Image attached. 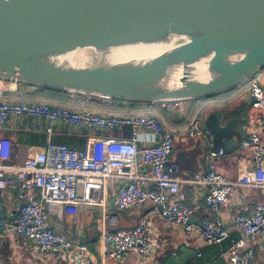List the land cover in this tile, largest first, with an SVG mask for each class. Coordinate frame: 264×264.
<instances>
[{
    "label": "water",
    "instance_id": "95a60500",
    "mask_svg": "<svg viewBox=\"0 0 264 264\" xmlns=\"http://www.w3.org/2000/svg\"><path fill=\"white\" fill-rule=\"evenodd\" d=\"M262 69L264 0H0V80L28 91L195 102ZM237 121L214 110L201 128L223 147Z\"/></svg>",
    "mask_w": 264,
    "mask_h": 264
},
{
    "label": "built area",
    "instance_id": "2783aa9c",
    "mask_svg": "<svg viewBox=\"0 0 264 264\" xmlns=\"http://www.w3.org/2000/svg\"><path fill=\"white\" fill-rule=\"evenodd\" d=\"M256 76L246 83L250 97L248 111L260 115L264 130V84ZM24 117L48 122L46 142L22 163H14L13 142L8 137L0 138V190L14 193L17 202L14 232L34 243L40 252L56 255L61 263L98 264L84 242L73 241L51 225L50 210L54 207L58 216L64 214L75 224L80 206L104 209V190L111 178L123 179L111 193V202L118 212L146 201H151L152 207L130 228L118 225L117 214L101 210V220L106 225L102 232L104 257L118 258L132 247L141 255L155 252L151 224L157 216L180 226L185 233L192 230L195 209L183 202L181 182L173 175L174 167L167 164L174 142L173 128L160 114L113 112L37 98L11 100L0 88V128ZM201 124L202 117L198 115L189 120L185 131L190 139L212 136ZM61 125L83 130L80 147L53 139V127ZM123 127L128 128V137L101 133ZM141 131L152 134L151 142L140 143ZM240 146L251 153L254 164L253 172L242 181L264 193V143L259 132L250 131ZM223 153L219 148L209 156ZM192 180L205 188L203 199L208 213L198 221L202 242L213 245L229 240V247L222 252L227 264H250L256 258L258 239L264 238V201L256 203L250 214L234 216L239 236L231 238L220 209L239 182L229 180L211 165L205 172L195 173ZM8 226L0 210V238Z\"/></svg>",
    "mask_w": 264,
    "mask_h": 264
},
{
    "label": "crops",
    "instance_id": "0c3cea01",
    "mask_svg": "<svg viewBox=\"0 0 264 264\" xmlns=\"http://www.w3.org/2000/svg\"><path fill=\"white\" fill-rule=\"evenodd\" d=\"M256 77L264 84V69ZM0 88L4 90L5 96L11 100L30 98L27 93L31 91H28L25 86L0 80ZM193 103L190 101L165 103L154 111L160 114L164 122L173 128L174 142L167 164L174 167V177L181 182L183 202L195 209L190 232L185 233L180 226L172 225L157 216L151 224V235L157 246L155 252L141 255L132 247L126 249L118 258L104 257L102 232L106 225L101 220V210L107 214H117L118 225L123 228H130L152 207L151 201H146L138 207L118 212L111 202V193L123 183L122 178H111L107 181L104 190L105 210L101 207L82 205L79 208L76 223L72 224L64 214L58 216L57 209L53 207L50 210L51 225L73 241L84 242L98 264H163L171 255L183 258L184 264H227L226 254H222V252L229 247V240H225L221 244L206 245L199 236L198 221L208 211L203 199L205 188L194 183L192 178L195 173L205 172L211 165L229 180L239 182L230 193L229 201L220 209V215L230 231V237H238L239 232L234 216L238 213L250 214L256 203L264 201V193L260 188L242 181L247 180L249 174L253 172L254 164L251 153L240 146L241 140L250 131H258L264 143V130L261 128L262 119L257 112L248 111L250 97L246 85L225 92L218 97L217 95L210 97L201 104L206 105L200 114L202 120L203 116L214 110H225L229 119L234 117L238 119L233 131L225 138L227 144L223 147H214L212 136L190 139L186 134L187 123L192 116L199 113L198 108L192 109ZM128 111L135 110L122 112ZM136 111L139 110L136 109ZM47 125H49L48 122L43 119L24 117L10 121L6 128H0V138L8 137L14 144L12 162L22 163L29 153L45 144ZM18 132L29 133L30 137L25 138L22 133L17 134ZM82 133L83 130L80 128L61 125L53 127L52 137L55 141L80 147ZM101 133L121 137H128L130 134L127 127L111 133ZM140 135L142 137L141 144L151 142L152 134L150 132L141 131ZM27 139L29 141L26 142ZM219 148L224 150L223 155L209 156L211 151H217ZM184 152L191 155V160L188 159L182 164L179 158ZM16 208L17 202L14 193L10 190H0V210L9 223L0 238V264H73L59 262L56 255L40 252L34 243L16 234L13 230ZM255 254L256 258L250 264H264V238L258 239Z\"/></svg>",
    "mask_w": 264,
    "mask_h": 264
},
{
    "label": "trees",
    "instance_id": "16d2710c",
    "mask_svg": "<svg viewBox=\"0 0 264 264\" xmlns=\"http://www.w3.org/2000/svg\"><path fill=\"white\" fill-rule=\"evenodd\" d=\"M28 97L30 98H37V99H44L46 101H53L59 102L63 104L73 105V106H87V107H94L99 110H106V111H113V112H122L125 110H135L140 108L142 103H125L124 101H117V100H106L105 102H100L97 99H90L85 98L80 95H73L65 92L49 90V89H40L38 91H31L27 93ZM223 95V93L218 94L217 96ZM208 98H202L195 101L192 105V109L196 110L198 108L199 114L204 111L206 105H201L204 103ZM148 108H151L152 111L158 110L161 104L155 103H145ZM139 110V109H138ZM25 136V138H29V133L18 132L17 134H21ZM29 141L28 139L26 142ZM237 238V237H234ZM164 260V259H163ZM162 260V261H163Z\"/></svg>",
    "mask_w": 264,
    "mask_h": 264
},
{
    "label": "rangeland",
    "instance_id": "374dc122",
    "mask_svg": "<svg viewBox=\"0 0 264 264\" xmlns=\"http://www.w3.org/2000/svg\"><path fill=\"white\" fill-rule=\"evenodd\" d=\"M218 97V96H217ZM208 99H210V97H207ZM206 102V101H205ZM204 102V103H205ZM139 109V111H141V112H144V111H152V109L151 108H148V106L144 103V104H142L141 106H140V108H138ZM135 111H136V109H135ZM135 111H129V112H135ZM197 115L198 116H201L199 113H197Z\"/></svg>",
    "mask_w": 264,
    "mask_h": 264
}]
</instances>
